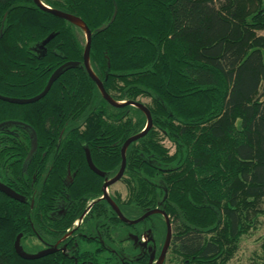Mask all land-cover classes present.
Wrapping results in <instances>:
<instances>
[{
    "label": "trees",
    "instance_id": "16d2710c",
    "mask_svg": "<svg viewBox=\"0 0 264 264\" xmlns=\"http://www.w3.org/2000/svg\"><path fill=\"white\" fill-rule=\"evenodd\" d=\"M42 2L85 21L93 33L90 59L96 73L102 79L123 74L110 76L107 87L121 83L134 89L135 97L152 100L153 127L140 141L146 143V157L168 168L170 199L179 204L185 223L198 230L189 233L184 251L204 259L212 253L214 264L230 256L249 213L264 202V0ZM115 6L117 17L106 28ZM50 35L57 36L48 53L35 54L31 48ZM83 43L78 27L33 0H0V95L38 94L58 66L41 61H82ZM76 73L64 77L93 85L86 73ZM34 107L0 100V123H48L49 112L34 115ZM134 113L132 123L120 120L119 140L145 128L144 114L136 108ZM163 138L177 144L173 157L159 144ZM150 171H157L153 164ZM14 210L0 193V264H19L11 240ZM205 234L214 237L207 240Z\"/></svg>",
    "mask_w": 264,
    "mask_h": 264
},
{
    "label": "flooded vegetation",
    "instance_id": "af4514ba",
    "mask_svg": "<svg viewBox=\"0 0 264 264\" xmlns=\"http://www.w3.org/2000/svg\"><path fill=\"white\" fill-rule=\"evenodd\" d=\"M82 34V61H41L58 66L38 94L16 98L39 96L58 69L79 64L64 71L45 97L31 104L34 115L39 110L49 112L48 123L6 120L24 123L30 130L14 126L0 131V183L17 198L0 193L15 209L16 228L11 240L19 264H214L212 253L204 259L184 251L189 233L198 230L185 223L179 204L170 199L168 168L145 156L142 147L146 143L141 139L127 144L123 151L130 137L119 140L118 125L121 119L132 123L136 107L126 105L129 109L119 113V108L103 98L85 66L86 34ZM41 44L31 49L44 57L48 45L41 48ZM95 64L90 59V69L114 101L142 103V94L135 97V90L124 88V84L105 85L110 76L123 74L107 73L102 79ZM70 72L86 73L93 85H83L85 80L78 76L65 78ZM92 93L99 99L92 101ZM167 141L171 146L165 141L159 144L173 157L178 146ZM152 164L156 172L150 171ZM17 240L20 253L15 249Z\"/></svg>",
    "mask_w": 264,
    "mask_h": 264
},
{
    "label": "water",
    "instance_id": "95a60500",
    "mask_svg": "<svg viewBox=\"0 0 264 264\" xmlns=\"http://www.w3.org/2000/svg\"><path fill=\"white\" fill-rule=\"evenodd\" d=\"M35 5L38 6L41 10L45 11V12H49L50 14L54 15L55 17L59 18V19H63L71 24H73L74 26L80 28L85 34H86V47H85V52H84V62H85V66L89 72V75L91 76V78L97 83L98 88L103 96V98L105 100L108 101L109 104H111L114 107L117 108H121L124 107L126 105H132L138 109H140L146 116L147 118V125L145 127V129L140 132L139 134H136L132 137H130L127 140L126 145L123 148V151L125 152L127 149V144L132 143V142H136L139 141L140 139L144 138L152 129L153 127V118H152V114L151 111L148 107H146L144 104L139 103V102H130V103H119L114 101L106 92L103 84L100 82V80L94 75V73L92 72V70L90 69V53H91V48H92V31L90 30V28L88 27V25L85 23L84 20H82L80 17L72 15V14H68L66 12H62L59 10H55V9H51L50 7H48L47 5H45L42 0H33ZM118 14V9L117 6H115V11H114V15L110 21V24L107 27H109L116 19ZM103 28L101 30H99V32L103 31ZM2 36V35H1ZM55 38V35H50L46 40H44L41 44V48H45L46 45H48L53 39ZM79 64L77 63H69L63 67H61L60 69H58L53 76L51 77L46 89L44 90V92H42L39 96L32 98V99H28V100H22V99H16V98H8L5 96L0 95V100L8 102L10 104H14V105H26V104H32L35 103L39 100H41L43 97H45V95L47 94L48 90L50 89V87L53 85V83L60 78V76L64 73V71H67L71 68H75L77 67ZM14 126H24L26 129L30 130V127L24 123L21 122H17V121H7V122H3L0 123V131L4 130V128L6 127H14ZM35 135V133H34ZM34 141L37 140L36 135L33 139ZM35 150V146L32 150V152ZM125 169V160L122 166V171L120 172V175L123 173V170ZM0 191L6 193L8 196L12 197V198H17V196L14 194V192L8 188L7 186L3 185L0 183ZM20 244L19 241L17 240L15 243V249L18 253H20ZM24 259H29L31 260L32 257L29 255H23L22 256Z\"/></svg>",
    "mask_w": 264,
    "mask_h": 264
},
{
    "label": "rangeland",
    "instance_id": "374dc122",
    "mask_svg": "<svg viewBox=\"0 0 264 264\" xmlns=\"http://www.w3.org/2000/svg\"><path fill=\"white\" fill-rule=\"evenodd\" d=\"M261 35H264V31ZM139 99L147 106L153 104L146 96H140ZM162 141H165L167 146H171L167 139L163 138ZM168 150L171 152V148ZM249 216L251 218L246 222V230L240 236L234 250L229 252L230 256L224 257L215 264H264V202L254 212L249 213ZM213 237V234L204 236L207 240Z\"/></svg>",
    "mask_w": 264,
    "mask_h": 264
}]
</instances>
